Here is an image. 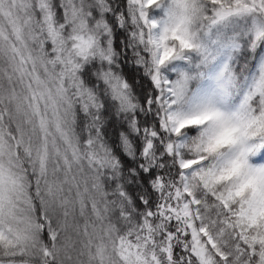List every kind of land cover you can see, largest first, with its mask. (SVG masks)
<instances>
[{
	"label": "snow or ice",
	"instance_id": "1",
	"mask_svg": "<svg viewBox=\"0 0 264 264\" xmlns=\"http://www.w3.org/2000/svg\"><path fill=\"white\" fill-rule=\"evenodd\" d=\"M0 264H264V0H0Z\"/></svg>",
	"mask_w": 264,
	"mask_h": 264
}]
</instances>
